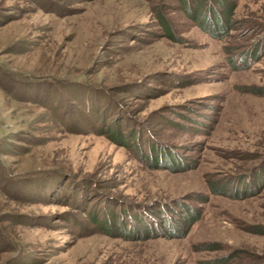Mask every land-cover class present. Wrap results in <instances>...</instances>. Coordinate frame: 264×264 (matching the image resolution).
Listing matches in <instances>:
<instances>
[{"label":"rangeland","instance_id":"1","mask_svg":"<svg viewBox=\"0 0 264 264\" xmlns=\"http://www.w3.org/2000/svg\"><path fill=\"white\" fill-rule=\"evenodd\" d=\"M0 264H264V0H0Z\"/></svg>","mask_w":264,"mask_h":264}]
</instances>
